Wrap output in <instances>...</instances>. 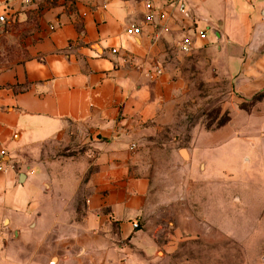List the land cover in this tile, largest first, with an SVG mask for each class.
I'll use <instances>...</instances> for the list:
<instances>
[{
    "label": "crops",
    "instance_id": "0c3cea01",
    "mask_svg": "<svg viewBox=\"0 0 264 264\" xmlns=\"http://www.w3.org/2000/svg\"><path fill=\"white\" fill-rule=\"evenodd\" d=\"M145 1L164 19L126 35ZM171 1L0 0L13 51L0 68V264H131L154 197L144 136L183 72L171 56L242 100L264 93V0H182L187 17ZM250 121L235 139L264 188V110ZM185 153L189 170L208 162Z\"/></svg>",
    "mask_w": 264,
    "mask_h": 264
},
{
    "label": "rangeland",
    "instance_id": "374dc122",
    "mask_svg": "<svg viewBox=\"0 0 264 264\" xmlns=\"http://www.w3.org/2000/svg\"><path fill=\"white\" fill-rule=\"evenodd\" d=\"M1 42L3 68L13 51ZM169 63L183 72L173 79L177 89L163 94L160 113L144 136L142 161L154 176V197L139 226L143 237L127 244L131 264H264V188L254 183L258 179L241 153L244 143L235 139L251 129L250 116L264 110V93L242 100L229 80L206 77L201 65L187 66L176 56ZM220 125V141H209ZM181 151L208 162L195 160L189 170L178 157Z\"/></svg>",
    "mask_w": 264,
    "mask_h": 264
},
{
    "label": "built area",
    "instance_id": "2783aa9c",
    "mask_svg": "<svg viewBox=\"0 0 264 264\" xmlns=\"http://www.w3.org/2000/svg\"><path fill=\"white\" fill-rule=\"evenodd\" d=\"M176 4V8L178 10V12H180L181 14H183L185 17H187V10L185 7V4L182 0H174L171 1L169 4ZM165 17V11L162 8V5L159 4L158 6H154V4L152 3V1H145L143 4V15H142V21L140 25H134L131 24L130 26H128L125 30L126 35L131 36V37H138L141 35L142 33V28L144 26H153L155 23L160 22L161 20H163ZM7 23V19L5 16H0V27L5 25ZM166 29L164 27H162L159 31L157 35H160L163 31H165ZM198 38L200 40H204L205 39V34L204 32H200L198 33ZM193 49V45L190 39L188 38H183L177 45V50L181 53V54H189ZM113 53H115V51H112ZM157 73L159 74V71H157ZM0 170L6 171V169H3L0 167ZM137 225H134V228H136Z\"/></svg>",
    "mask_w": 264,
    "mask_h": 264
},
{
    "label": "water",
    "instance_id": "95a60500",
    "mask_svg": "<svg viewBox=\"0 0 264 264\" xmlns=\"http://www.w3.org/2000/svg\"><path fill=\"white\" fill-rule=\"evenodd\" d=\"M180 155H181V157H182L183 159H186V153H185V151H181V152H180Z\"/></svg>",
    "mask_w": 264,
    "mask_h": 264
},
{
    "label": "trees",
    "instance_id": "16d2710c",
    "mask_svg": "<svg viewBox=\"0 0 264 264\" xmlns=\"http://www.w3.org/2000/svg\"><path fill=\"white\" fill-rule=\"evenodd\" d=\"M222 126H223V125H220L219 127H216L215 130L218 129V128H220V127H222Z\"/></svg>",
    "mask_w": 264,
    "mask_h": 264
}]
</instances>
